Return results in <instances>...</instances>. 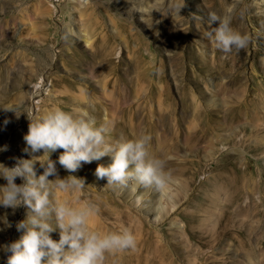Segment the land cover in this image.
Returning a JSON list of instances; mask_svg holds the SVG:
<instances>
[{
	"label": "rangeland",
	"instance_id": "obj_1",
	"mask_svg": "<svg viewBox=\"0 0 264 264\" xmlns=\"http://www.w3.org/2000/svg\"><path fill=\"white\" fill-rule=\"evenodd\" d=\"M233 5L231 27L251 42L225 54L208 14ZM55 107L86 110L111 143L149 135L169 174L163 189L106 186L95 170L111 156L72 173L58 163L63 149L51 154L59 178L85 182L54 200L94 205L91 230L136 237L104 264H264V0H0V163L32 158L28 117ZM28 211L0 206V264Z\"/></svg>",
	"mask_w": 264,
	"mask_h": 264
},
{
	"label": "clouds",
	"instance_id": "obj_2",
	"mask_svg": "<svg viewBox=\"0 0 264 264\" xmlns=\"http://www.w3.org/2000/svg\"><path fill=\"white\" fill-rule=\"evenodd\" d=\"M234 9L235 5L229 7L223 16L216 12L208 14L209 24L218 22V27L212 28L208 37L214 47L225 54L234 50L238 52L251 42L249 35L231 27ZM3 110L14 112L17 118L22 114L18 115L12 106ZM28 119L30 123L23 137L26 143L23 151L32 158H13L15 164L12 167L0 163V178L6 180V185L0 186V206L12 209L13 213L20 207L29 210L26 219L16 224L17 231L23 230V235L3 246L4 251L10 253L6 264H104L106 254L135 250L136 237L127 227L119 231L90 229V221L97 214L94 205L85 203L77 206L52 198L55 192L73 191L78 194L85 187V182L71 175L59 178L57 162L50 156L63 149L58 163L72 173L82 164L111 156V164L98 165L95 170L98 179H107L106 186H127L129 181H135L145 187L163 189L169 174L164 170L165 162L149 151L151 137L140 135L108 142L109 129L104 125L97 127L86 110H80L79 115L74 116L55 107L38 120ZM4 123L7 125L9 121ZM7 150V145L0 148V152ZM41 151L43 155H33ZM37 162L43 169L39 176L35 170ZM50 176L56 179L49 180ZM17 178L22 181L19 185L15 183ZM53 219L55 227L51 223ZM3 222L12 227L6 217ZM57 229L59 240L55 241L50 234Z\"/></svg>",
	"mask_w": 264,
	"mask_h": 264
},
{
	"label": "bare ground",
	"instance_id": "obj_3",
	"mask_svg": "<svg viewBox=\"0 0 264 264\" xmlns=\"http://www.w3.org/2000/svg\"><path fill=\"white\" fill-rule=\"evenodd\" d=\"M87 43V42H86Z\"/></svg>",
	"mask_w": 264,
	"mask_h": 264
}]
</instances>
